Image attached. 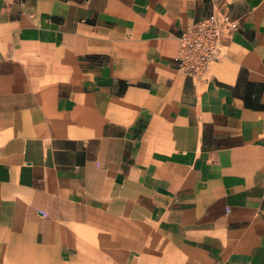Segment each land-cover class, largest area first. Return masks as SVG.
I'll list each match as a JSON object with an SVG mask.
<instances>
[{
	"label": "crops",
	"instance_id": "0c3cea01",
	"mask_svg": "<svg viewBox=\"0 0 264 264\" xmlns=\"http://www.w3.org/2000/svg\"><path fill=\"white\" fill-rule=\"evenodd\" d=\"M0 264H264V0H0Z\"/></svg>",
	"mask_w": 264,
	"mask_h": 264
},
{
	"label": "built area",
	"instance_id": "2783aa9c",
	"mask_svg": "<svg viewBox=\"0 0 264 264\" xmlns=\"http://www.w3.org/2000/svg\"><path fill=\"white\" fill-rule=\"evenodd\" d=\"M237 28V19L213 12L183 29L179 36V51L174 59L178 70L194 80L202 79L210 66L223 58L221 41Z\"/></svg>",
	"mask_w": 264,
	"mask_h": 264
}]
</instances>
